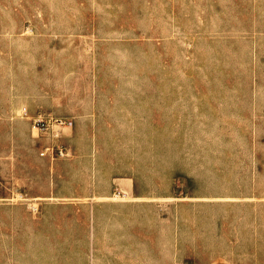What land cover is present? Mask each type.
Segmentation results:
<instances>
[{
    "label": "rangeland",
    "instance_id": "1",
    "mask_svg": "<svg viewBox=\"0 0 264 264\" xmlns=\"http://www.w3.org/2000/svg\"><path fill=\"white\" fill-rule=\"evenodd\" d=\"M0 264H264V0H0Z\"/></svg>",
    "mask_w": 264,
    "mask_h": 264
},
{
    "label": "bare ground",
    "instance_id": "2",
    "mask_svg": "<svg viewBox=\"0 0 264 264\" xmlns=\"http://www.w3.org/2000/svg\"><path fill=\"white\" fill-rule=\"evenodd\" d=\"M129 189H130V188H129ZM129 189H128V190H129ZM125 190H126V189H125ZM130 193H131V192H130Z\"/></svg>",
    "mask_w": 264,
    "mask_h": 264
}]
</instances>
